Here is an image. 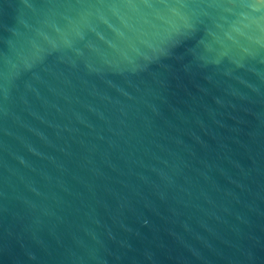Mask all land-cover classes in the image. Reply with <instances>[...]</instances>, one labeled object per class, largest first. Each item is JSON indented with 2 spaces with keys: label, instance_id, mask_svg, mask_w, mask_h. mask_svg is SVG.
I'll list each match as a JSON object with an SVG mask.
<instances>
[{
  "label": "water",
  "instance_id": "95a60500",
  "mask_svg": "<svg viewBox=\"0 0 264 264\" xmlns=\"http://www.w3.org/2000/svg\"><path fill=\"white\" fill-rule=\"evenodd\" d=\"M0 264H264V0H0Z\"/></svg>",
  "mask_w": 264,
  "mask_h": 264
}]
</instances>
